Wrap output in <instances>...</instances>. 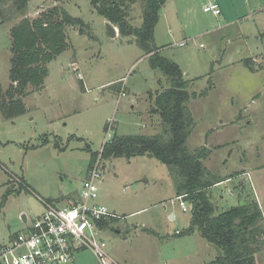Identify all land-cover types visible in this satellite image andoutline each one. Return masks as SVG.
<instances>
[{
    "label": "rangeland",
    "instance_id": "1",
    "mask_svg": "<svg viewBox=\"0 0 264 264\" xmlns=\"http://www.w3.org/2000/svg\"><path fill=\"white\" fill-rule=\"evenodd\" d=\"M218 1L222 13L216 16L204 12V0H168L155 44L192 80L189 91H206L189 103L195 126L188 146L210 147L207 166L230 176L211 188L214 203L225 210L249 196L263 207L264 0ZM14 3L0 4L4 91L10 85V30L22 18L59 5L86 26L84 33L66 27L70 47L48 64L44 87L24 98L27 111L14 119L0 112V242L24 229L23 214L29 222L40 215L43 200L74 202L92 155L100 158L114 133L161 129L159 116L149 113L151 93L162 86L161 70L151 66L134 39L112 37L91 0H28L23 12ZM129 14L131 23L141 26L142 3L132 5ZM175 37L185 44L177 45ZM100 161L91 204L117 214L102 234L113 264H206L215 258L200 233L185 234L192 208L183 211L164 163L147 155ZM256 257L264 264V248ZM68 264L100 262L84 249Z\"/></svg>",
    "mask_w": 264,
    "mask_h": 264
},
{
    "label": "trees",
    "instance_id": "2",
    "mask_svg": "<svg viewBox=\"0 0 264 264\" xmlns=\"http://www.w3.org/2000/svg\"><path fill=\"white\" fill-rule=\"evenodd\" d=\"M3 0H0V4ZM142 3V24L130 21V7ZM168 0H91L96 11L119 28L121 36L134 39L149 54L154 69L161 70L160 90L151 93V116L158 115L161 129L155 134L114 133L100 155L93 154L89 169L101 158H132L147 155L164 163L173 178L176 196H182L192 207L191 221L185 234L200 233L222 252L206 264H258L257 254L264 248V204L251 197L220 210L213 201L211 188L230 176L212 172L206 160L212 149L200 146L191 149L195 117L189 103L199 95L189 91L192 83L174 60L162 56L155 44V28ZM28 0H15L16 9L25 10ZM85 32L82 18L71 15L56 5L35 18L24 17L10 30V85L0 87V112L5 119H14L27 111L24 98L41 90L49 75L48 64L70 47L66 27ZM88 176V173H87ZM116 218L103 221L107 229Z\"/></svg>",
    "mask_w": 264,
    "mask_h": 264
},
{
    "label": "built area",
    "instance_id": "3",
    "mask_svg": "<svg viewBox=\"0 0 264 264\" xmlns=\"http://www.w3.org/2000/svg\"><path fill=\"white\" fill-rule=\"evenodd\" d=\"M203 10L216 16L222 13L220 4L214 0L206 1ZM121 94H125L124 87ZM100 163L98 160L88 171L74 202L61 204L43 200V212L27 229L16 232L7 242H0V264H68L84 249H90L100 264L115 263L106 251L102 235L105 229L101 223L116 218L117 214L105 205L91 204L98 192ZM247 179L252 182L251 174L247 173ZM177 198L183 211L192 208L187 207L183 195Z\"/></svg>",
    "mask_w": 264,
    "mask_h": 264
},
{
    "label": "crops",
    "instance_id": "4",
    "mask_svg": "<svg viewBox=\"0 0 264 264\" xmlns=\"http://www.w3.org/2000/svg\"><path fill=\"white\" fill-rule=\"evenodd\" d=\"M206 1H210V0H204V2H206ZM214 1H216V2H218L219 3V1L218 0H214ZM220 4V3H219ZM164 7V6H163ZM220 7H221V5H220ZM160 19H161V16H160ZM160 19H159V21H160ZM107 21V20H106ZM108 22V21H107ZM159 23V22H158ZM177 25H178V27L180 26V24H179V21H178V23H177ZM116 27V26H115ZM117 28V27H116ZM118 29V28H117ZM156 30H157V27H156ZM155 30V31H156ZM159 30V29H158ZM158 30L156 31V33L158 32ZM118 31V33H119V30H117ZM118 33H117V35H118ZM174 35H176V34H174ZM176 38V44L177 45H179V46H182V45H180V43L181 42H185V40L183 41V40H181V39H179L178 37H175ZM159 48H161L160 46H159ZM87 178V177H86ZM86 178H85V180H86ZM85 182V181H84ZM115 212V211H114ZM23 215H25V214H23ZM23 215H22V218H23ZM23 220H24V222H25V225H24V229L23 230H25V229H27V226L28 225H30L31 224V222L33 221H31V222H29L28 221V219H27V216L25 215V219L23 218ZM21 231V230H20ZM19 232V231H18ZM15 234V233H14ZM14 234H10L9 236H8V238L6 239V240H3V242H7ZM209 246H211V248L215 251V253H216V255H217V250L213 247V245L211 244V243H209ZM216 257V256H215Z\"/></svg>",
    "mask_w": 264,
    "mask_h": 264
},
{
    "label": "water",
    "instance_id": "5",
    "mask_svg": "<svg viewBox=\"0 0 264 264\" xmlns=\"http://www.w3.org/2000/svg\"><path fill=\"white\" fill-rule=\"evenodd\" d=\"M107 30H108V33L112 36V37H116L117 36V28L110 22H107ZM23 218L25 219V215H23ZM213 247L217 250V253L218 255H221L222 252L221 250L214 244H212Z\"/></svg>",
    "mask_w": 264,
    "mask_h": 264
}]
</instances>
